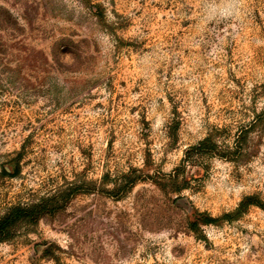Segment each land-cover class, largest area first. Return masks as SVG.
I'll list each match as a JSON object with an SVG mask.
<instances>
[{
    "label": "rangeland",
    "instance_id": "1",
    "mask_svg": "<svg viewBox=\"0 0 264 264\" xmlns=\"http://www.w3.org/2000/svg\"><path fill=\"white\" fill-rule=\"evenodd\" d=\"M249 196L264 0H0V264H264Z\"/></svg>",
    "mask_w": 264,
    "mask_h": 264
},
{
    "label": "trees",
    "instance_id": "2",
    "mask_svg": "<svg viewBox=\"0 0 264 264\" xmlns=\"http://www.w3.org/2000/svg\"><path fill=\"white\" fill-rule=\"evenodd\" d=\"M209 141L210 139L207 138L204 141H202L199 146H203ZM193 149H197V148L194 147ZM3 172L5 175L8 176L12 175V173L10 171H7L6 168L3 169ZM43 206L44 203L42 204L36 203L30 206H15L10 208L7 211V213L0 218V243L10 238L11 230L13 229V227L16 226V224L19 221L27 220L29 218H33L35 216L40 215L42 210H44ZM251 207H259L264 209V202L261 199H259L257 196L246 197L245 199H243V201L239 204V206L234 212L226 213L221 217H216V218L211 217L210 215H203L202 217H200L201 219L195 221L193 226L194 228H198L200 222L203 225H217L221 221L231 222L244 216Z\"/></svg>",
    "mask_w": 264,
    "mask_h": 264
},
{
    "label": "water",
    "instance_id": "3",
    "mask_svg": "<svg viewBox=\"0 0 264 264\" xmlns=\"http://www.w3.org/2000/svg\"><path fill=\"white\" fill-rule=\"evenodd\" d=\"M7 169V171H9V169L8 168H6Z\"/></svg>",
    "mask_w": 264,
    "mask_h": 264
}]
</instances>
